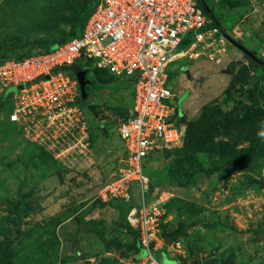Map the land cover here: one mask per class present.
Returning <instances> with one entry per match:
<instances>
[{
  "label": "rangeland",
  "instance_id": "1",
  "mask_svg": "<svg viewBox=\"0 0 264 264\" xmlns=\"http://www.w3.org/2000/svg\"><path fill=\"white\" fill-rule=\"evenodd\" d=\"M92 1L0 0V60L75 36ZM197 1L224 33L169 66L185 113L183 137L149 171L160 260L140 253L133 203L102 195L133 88L90 65L77 69L89 80L79 109L54 121H10L14 89H0V264H264V65L230 40L264 59V0Z\"/></svg>",
  "mask_w": 264,
  "mask_h": 264
},
{
  "label": "built area",
  "instance_id": "2",
  "mask_svg": "<svg viewBox=\"0 0 264 264\" xmlns=\"http://www.w3.org/2000/svg\"><path fill=\"white\" fill-rule=\"evenodd\" d=\"M204 7L197 0H95L75 36L51 49L0 61V89H14L12 122L29 115L54 121L66 110H78L79 68H104L131 84V110L117 126L124 156L102 195L133 203L139 240L154 262L149 247L159 211L146 202L148 171L155 154L177 146L184 133V112L168 85L169 66L216 41L219 30L210 25Z\"/></svg>",
  "mask_w": 264,
  "mask_h": 264
},
{
  "label": "trees",
  "instance_id": "3",
  "mask_svg": "<svg viewBox=\"0 0 264 264\" xmlns=\"http://www.w3.org/2000/svg\"><path fill=\"white\" fill-rule=\"evenodd\" d=\"M94 1L95 0H93L92 1V4L94 3ZM201 1V0H200ZM92 4L90 5V8H91V6H92ZM200 5L203 7V5L200 3ZM90 8H89V10H87L84 14H83V16H81L80 17V19H79V32H81L82 31V29H83V27H84V24H85V22H86V20H87V18H88V16H89V11H90ZM204 12H205V14L208 16V18H211V26H215V27H217L218 28V30H219V28H222L221 26H220V24H219V22L217 21V19L215 18V16H214V14L211 12V10L210 11H208V10H206V9H204ZM78 32V33H79ZM67 40V39H66ZM66 40H62V41H59V42H56V43H52V44H41V45H37V46H39V47H44L45 49H51L52 47H55V46H57V45H59V44H61V43H63L64 41H66ZM238 50H240V48H237ZM241 51V50H240ZM29 52V51H28ZM28 52H27V54H28ZM242 52V51H241ZM26 54V55H27ZM244 56H246V59L247 60H250V61H254L252 58H250L248 55H246V54H244ZM262 59V58H261ZM262 60H264V59H262ZM1 61V60H0ZM236 62V61H235ZM235 62H231L230 64H229V66H228V68L230 67V66H232V67H234V70H235V68L238 66H236V65H234L235 64ZM255 62V61H254ZM90 67H88V69H89ZM228 68H227V71H228ZM234 70H233V74H234ZM9 89H7L6 91H8ZM4 95V94H3ZM2 98H3V96H2ZM1 98V99H2ZM178 105H180V104H178ZM185 113V112H184ZM182 118H184V116L182 117ZM183 120V119H182ZM191 133V135L193 134L192 132H190ZM150 171V170H149ZM148 171V172H149ZM150 174V173H149ZM145 250L143 249V248H141L140 249V253L141 254H145ZM153 253V255L155 256V258L156 259H158V260H160V255H159V253H157V252H152Z\"/></svg>",
  "mask_w": 264,
  "mask_h": 264
},
{
  "label": "water",
  "instance_id": "4",
  "mask_svg": "<svg viewBox=\"0 0 264 264\" xmlns=\"http://www.w3.org/2000/svg\"><path fill=\"white\" fill-rule=\"evenodd\" d=\"M205 8H207L208 11H210V8L207 7L206 4H204ZM220 32L224 33V30L222 28H219ZM232 41V43L237 47L240 48V50L245 53L246 55H248L250 58H252L254 61L259 62L261 64L264 65V60L259 59L258 57H256L252 52H250L247 48H245L242 44H240L239 42H237L234 39H230ZM78 81H79V85H80V90H81V94H82V98H84L86 96V85H88L89 80H86V70H79L76 74ZM18 89L22 88V85L17 87Z\"/></svg>",
  "mask_w": 264,
  "mask_h": 264
},
{
  "label": "crops",
  "instance_id": "5",
  "mask_svg": "<svg viewBox=\"0 0 264 264\" xmlns=\"http://www.w3.org/2000/svg\"><path fill=\"white\" fill-rule=\"evenodd\" d=\"M257 43L256 42H254V43H252L251 45H249V44H247L246 46H247V49L250 51V52H252V53H254V51H260V49H259V47H257ZM262 53V52H261ZM228 66V65H227ZM192 84H193V81H192ZM183 107V106H182Z\"/></svg>",
  "mask_w": 264,
  "mask_h": 264
},
{
  "label": "clouds",
  "instance_id": "6",
  "mask_svg": "<svg viewBox=\"0 0 264 264\" xmlns=\"http://www.w3.org/2000/svg\"><path fill=\"white\" fill-rule=\"evenodd\" d=\"M204 4H206V3L203 1V5H204ZM219 32H220V30H219ZM259 59H260V58H259ZM261 60H262V59H261ZM83 70H86V69H83ZM78 71H79V70L76 71V74H77ZM78 82H79V81H78ZM86 86H88V85H86Z\"/></svg>",
  "mask_w": 264,
  "mask_h": 264
},
{
  "label": "bare ground",
  "instance_id": "7",
  "mask_svg": "<svg viewBox=\"0 0 264 264\" xmlns=\"http://www.w3.org/2000/svg\"><path fill=\"white\" fill-rule=\"evenodd\" d=\"M133 219V218H132Z\"/></svg>",
  "mask_w": 264,
  "mask_h": 264
}]
</instances>
